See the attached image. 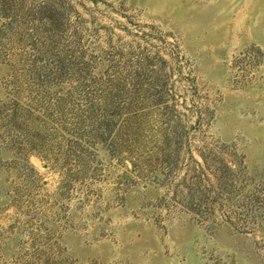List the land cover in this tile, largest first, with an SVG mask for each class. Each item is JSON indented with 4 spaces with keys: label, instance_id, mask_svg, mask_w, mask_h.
<instances>
[{
    "label": "rangeland",
    "instance_id": "obj_1",
    "mask_svg": "<svg viewBox=\"0 0 264 264\" xmlns=\"http://www.w3.org/2000/svg\"><path fill=\"white\" fill-rule=\"evenodd\" d=\"M0 264H264V0H0Z\"/></svg>",
    "mask_w": 264,
    "mask_h": 264
}]
</instances>
